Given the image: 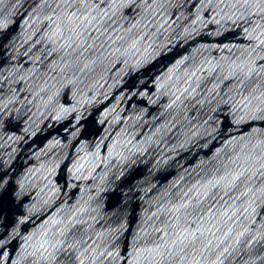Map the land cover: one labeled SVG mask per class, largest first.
Masks as SVG:
<instances>
[{
  "label": "water",
  "instance_id": "1",
  "mask_svg": "<svg viewBox=\"0 0 264 264\" xmlns=\"http://www.w3.org/2000/svg\"><path fill=\"white\" fill-rule=\"evenodd\" d=\"M0 264H264V0H0Z\"/></svg>",
  "mask_w": 264,
  "mask_h": 264
}]
</instances>
